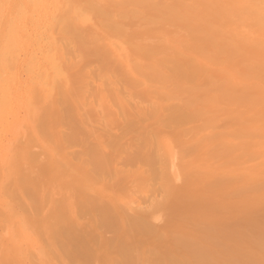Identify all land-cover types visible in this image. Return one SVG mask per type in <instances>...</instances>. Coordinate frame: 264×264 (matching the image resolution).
<instances>
[{
	"label": "rangeland",
	"instance_id": "obj_1",
	"mask_svg": "<svg viewBox=\"0 0 264 264\" xmlns=\"http://www.w3.org/2000/svg\"><path fill=\"white\" fill-rule=\"evenodd\" d=\"M204 1L0 0V264H264V40Z\"/></svg>",
	"mask_w": 264,
	"mask_h": 264
},
{
	"label": "bare ground",
	"instance_id": "obj_2",
	"mask_svg": "<svg viewBox=\"0 0 264 264\" xmlns=\"http://www.w3.org/2000/svg\"><path fill=\"white\" fill-rule=\"evenodd\" d=\"M185 0H182V2L186 5L184 8H187V4H188V2H187V4L184 2ZM31 2L33 3V4H35V3H40V2H42V0H31ZM182 2H180V4L179 5H181V3ZM201 4L203 5V12H204V14H207L208 15V18L207 19H209V20H207L206 18L204 19L206 22L207 21H209V22H213V21H215V19L216 18H220L222 21L223 20H225V22H231V21H241V22H243L244 24H247V25H249V26H251L252 28H255L257 31H256V33L255 34H258V35H260L259 37V41L260 40H264V0H205L204 2H201ZM200 4V5H201ZM190 7H192V6H190ZM198 7V6H197ZM219 7V8H218ZM219 9L220 11H221V13L219 14V15H210V14H208L207 12H206V9ZM97 9V8H96ZM96 9H94V10H96ZM183 9V8H182ZM201 9V8H200ZM186 9H184V11H185ZM192 10H193V8H192ZM96 11H99V10H96ZM184 11H182V12H184ZM101 11H99V13H100ZM201 12V11H200ZM103 15H104V13H106V12H101ZM202 13V12H201ZM107 14V13H106ZM105 14V15H106ZM203 14V13H202ZM200 15H198V17H199ZM89 16L88 17H86L84 14H82V12L79 10L78 12H77V19H71L70 20V18H65V20H64V23H66V21H67V23L69 22V21H71L70 22V24L72 25L73 24V27L76 29V24H80V26L82 25V23H83V25H84V23H86V21H89ZM64 19V18H63ZM62 19V20H63ZM211 19H213V20H211ZM219 19V20H220ZM100 20H102V19H100ZM195 20V19H194ZM204 20H202V22H204ZM211 20V21H210ZM74 21V22H73ZM217 21V20H216ZM62 22V21H61ZM94 22V21H93ZM66 23V24H67ZM92 23V22H91ZM95 23V22H94ZM112 24L111 25H115V22L113 23V22H111ZM69 24V25H70ZM203 24H205V22L203 23ZM68 25V24H67ZM116 25H117V23H116ZM113 27V26H112ZM227 27V26H226ZM78 28H79V26H78ZM77 28V29H78ZM228 28V27H227ZM231 28V27H230ZM230 28H228V31L226 32V33H228L229 31H230ZM66 29V28H65ZM69 29V28H68ZM72 29V28H71ZM75 29H73L74 31H72V32H70V33H72V35L73 36H77V31H76V34H74L75 33ZM80 29V28H79ZM70 30V29H69ZM69 30H67L66 31V34L69 36ZM81 30V29H80ZM83 31V30H82ZM79 33H80V31H78ZM84 32V31H83ZM259 32V33H258ZM248 33V32H247ZM65 34V35H66ZM81 35L83 34V33H80ZM87 35V33H84L81 37H90V36H92V35ZM89 34V33H88ZM246 34V33H245ZM249 34H253V32H250ZM263 35V38H261V36ZM66 35V36H67ZM85 35V36H84ZM258 35H255L256 37L258 36ZM67 36V37H68ZM211 35H209V37H210ZM255 36H253V37H247L248 38V40H254V45L256 44L255 43V40H256V38H255ZM71 37V36H70ZM80 37V36H79ZM79 37H77L78 39H80ZM18 38H20V36H18ZM255 38V39H254ZM88 39H90V38H88ZM81 40V39H80ZM79 40V41H80ZM247 40V41H248ZM82 41V40H81ZM245 41V40H244ZM259 41H256L257 43L259 42ZM82 42H84L85 43V40H83ZM88 42V41H87ZM86 42V43H87ZM246 42V41H245ZM251 42V41H250ZM261 42H264V41H261ZM105 43V42H104ZM103 43V44H104ZM246 44V43H245ZM81 45H83V43L81 44ZM235 46H233V44H230L229 46H230V48H238L239 49V47L241 48V44H234ZM247 45H249V42L247 43ZM97 46V45H96ZM95 46V47H96ZM237 46V47H236ZM251 46H253V44H251L250 45V47ZM261 51L262 50H264V48H261V47H258ZM70 49H72V48H70ZM88 49H90V48H88ZM94 49V48H93ZM96 49V51L98 52L99 50H101L100 48H95ZM95 49H94V51H95ZM99 49V50H98ZM245 49V48H244ZM255 50L254 51H256L257 53H262L261 51L259 52V51H257L256 50V48H254ZM227 50V49H226ZM236 50V49H235ZM235 50H232V51H235ZM253 50V49H252ZM95 51V52H96ZM231 51V50H230ZM237 51V50H236ZM99 52H101V51H99ZM98 52V55L100 54ZM106 53V54H102V55H100V56H105L106 55V57L105 58H107V55L109 54V55H111V53H114V52H112V51H103V53ZM232 53V52H231ZM236 54V53H235ZM102 58H104V57H102ZM262 58V57H261ZM179 59V58H178ZM183 58H181V59H179L180 61H183V62H178V60H177V63H180L181 65H179L178 67H181L183 64L182 63H184L185 61L184 60H182ZM128 60V59H127ZM175 60V59H174ZM263 60V59H262ZM176 62V61H175ZM264 62V61H263ZM193 64V63H192ZM191 64V65H192ZM194 65H196L197 66V64H193L192 66L193 67H191L192 69H194ZM198 65H201V64H198ZM261 66V65H260ZM191 68H189L188 70H189V72H191V73H189L188 71H187V73H186V75H185V77L187 78V74H189L188 75V77H189V79L190 78H192V75L193 74H196V75H194L193 77H196V76H198L197 75V73H195V72H193V71H195V69L194 70H192ZM197 68V67H196ZM181 69H183L182 67H181ZM181 69L180 68H178V69H176L175 71L177 72L178 70H179V72L181 71ZM199 70L200 69H202L203 71H204V68H198ZM192 70V71H191ZM202 72V71H201ZM200 74V73H199ZM191 76V77H190ZM200 76H201V74L199 75V78H200ZM203 76V75H202ZM184 77V78H185ZM198 78V79H199ZM193 79H195V78H193ZM62 80H64L65 81V77H64V75H63V73H60L59 72V70L56 72V74L55 75H53V81L54 82H58V81H62ZM196 80H197V78H196ZM196 80H193V81H196ZM189 81H191V80H189ZM191 84H192V82H190ZM192 85H194V84H192ZM178 109V108H177ZM180 110L178 109V110H176V111H174L173 112V114L169 117V121L170 122H173V123H182V122H184V121H186V120H188L191 116H190V114H188V113H185V112H179ZM3 115V110L1 109V112H0V118H1V116ZM171 155V154H170ZM159 157V159H160V157H161V159H163L162 157V155L161 156H158ZM169 157V156H168ZM164 158H166L167 159V157H164ZM169 158H171V156L169 157ZM100 168H98V170H99ZM110 170H112V169H110ZM102 171L100 170V173H101ZM178 177V176H177ZM176 177V178H177ZM115 218H114V214H111V213H108L107 215H106V219H105V221H108V222H112L113 220H114ZM144 227L145 228V230H147L148 232H151V233H155V235L156 234H158V232H156V229L152 226V223H151V218H150V216H148V215H146V214H142V215H140L139 216V218H138V220H137V222L136 223H134V227L136 228V229H139L140 227ZM75 237H77L76 238V242H75V245H76V250L75 251H73V254H72V256H73V258L74 259H76V258H78L79 257V255L81 256V255H84V257H85V259H86V261L87 262H90L92 259H93V256H92V254H91V252L89 251V250H87L86 249V245H87V242L85 241V240H83L82 238H80L81 236H75ZM129 248H131V245H127L126 246V249L127 250H130ZM72 253V252H71ZM171 263L170 264H184V262H173V260L171 259V261H170ZM160 263H161V261H160ZM164 264V263H163ZM166 264H168V263H166ZM186 264V263H185Z\"/></svg>",
	"mask_w": 264,
	"mask_h": 264
},
{
	"label": "clouds",
	"instance_id": "obj_3",
	"mask_svg": "<svg viewBox=\"0 0 264 264\" xmlns=\"http://www.w3.org/2000/svg\"><path fill=\"white\" fill-rule=\"evenodd\" d=\"M184 194L183 187L180 185L179 182L174 183L171 188L166 193V198L161 206L160 212L161 215L158 218L157 226L162 225L173 212V205L178 204L181 197ZM262 202H264V197H262ZM43 230H47L46 225H38ZM29 264H69L68 261H59L51 258H45L43 252L40 253V258L34 259L29 262Z\"/></svg>",
	"mask_w": 264,
	"mask_h": 264
}]
</instances>
